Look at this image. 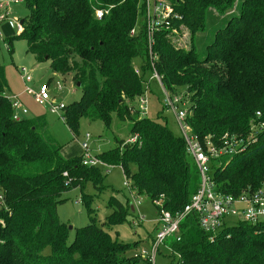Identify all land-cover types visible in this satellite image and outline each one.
<instances>
[{
  "label": "trees",
  "instance_id": "trees-1",
  "mask_svg": "<svg viewBox=\"0 0 264 264\" xmlns=\"http://www.w3.org/2000/svg\"><path fill=\"white\" fill-rule=\"evenodd\" d=\"M22 2L29 17L19 37L28 53L39 63L50 61L57 75H71L82 90L80 101L66 105L61 115L70 131L78 136L82 119L101 121L111 130L116 117L131 123L136 140L121 148L115 138L114 148L98 155V166H85L83 158L64 160L61 147L41 132V118H12L0 61V264H145L133 254L140 244L114 242L104 229L127 221L135 212L131 201L110 198L112 213L105 224L91 219L72 242L56 210L66 202L64 193L79 189L91 216L92 197L84 188L91 183L102 192L101 168L114 165L121 167L133 199L148 197L156 210L160 202L173 215L190 203L200 177L183 137L169 129L161 113L158 120L143 119L135 106L155 81L154 70L170 93L186 89L187 122L201 143L218 144L225 136L243 140L241 154L212 162L216 191L239 197L264 187V0H242L237 16L212 26L203 52L194 43L189 51L175 48L169 39L172 28L156 33L154 62L142 23L137 28L139 0ZM167 2L180 16L173 19V29L188 26L194 41L206 33L208 10L221 16L232 11L236 0ZM97 10L107 14L99 20ZM134 28L136 36L130 34ZM12 45L7 43L10 53ZM179 225L180 242L169 243L172 262L264 264V221L227 223L213 238L201 229L196 214ZM47 248L50 253L44 254Z\"/></svg>",
  "mask_w": 264,
  "mask_h": 264
},
{
  "label": "rangeland",
  "instance_id": "rangeland-1",
  "mask_svg": "<svg viewBox=\"0 0 264 264\" xmlns=\"http://www.w3.org/2000/svg\"><path fill=\"white\" fill-rule=\"evenodd\" d=\"M3 0H0V3ZM242 0H236L232 11L223 15H219L215 10L210 9L206 14V33L197 35L192 41L191 29L186 25H179L174 28L173 35L169 38L177 49L189 51L191 45H194L200 51L203 50V45L210 35L213 25L221 24L226 18H231L232 15L239 14V5ZM3 3V2H2ZM29 17V10L23 2L14 3L11 5V14L7 20L0 24V61L4 67L6 74L7 94H9L12 102H19L25 109L28 110V115L22 116L23 119L41 118L43 123L40 125L41 132L49 140L54 141L61 147V156L64 160L82 159L85 150L83 144H87L90 149V154L98 162V155L108 152L116 145L115 138L118 140L119 147L122 148L124 143H130L133 138L130 129V122H120L114 117L111 130H107L101 121L89 122L87 119H82L78 136L70 131L67 124L63 121L59 113H51L50 105L41 106L34 102L33 98L26 92V86L22 79L20 69L25 68L28 72H32L33 81L30 85L34 90L42 85H50V99L56 104L69 105L74 102H79L82 96V90L72 83V76L57 75L51 69L50 61L39 63L33 54L27 51V42L20 38V30L15 20L25 21ZM12 42V52L10 53L7 43ZM140 59L134 60L136 66L139 65ZM56 74V75H55ZM151 75V74H149ZM151 77L148 76V80ZM151 86L146 90L144 98H146V114L151 120H158L159 114H162L161 119L167 121L169 129L177 136L180 135L175 121L174 113L163 106V92L159 82L151 81ZM186 89H178L176 94L183 95L189 100L185 94ZM187 96V97H186ZM140 100L135 104L139 108ZM186 107V106H185ZM259 115V113H257ZM124 142V143H123ZM192 162V161H190ZM101 174L103 179L104 189L102 192H97L91 183H88L84 188V193L92 197L90 208L93 211L90 216L87 212L84 203L82 202V193L79 189H71L64 193L63 199L66 202L57 207V215L59 220L70 230L69 242H72L76 230L83 228L90 223L92 219L97 225L105 224L107 218L112 211L108 206L110 198L117 196L122 201H131L134 205L135 212L128 216L127 221L123 224L113 227L104 226V229L110 234L112 241L120 242L127 245L140 244L146 246L152 236L156 235L155 221L158 219V210H156L152 201L147 197L133 199L130 194L126 179L120 166L114 165L111 167H102ZM139 216L144 217L143 221H139ZM139 221V223L137 222ZM236 220L231 223L235 224ZM139 249H135L133 254H136ZM50 249L47 248L44 254H49ZM171 253L164 246L160 250L158 258L159 264H170Z\"/></svg>",
  "mask_w": 264,
  "mask_h": 264
},
{
  "label": "built area",
  "instance_id": "built-area-1",
  "mask_svg": "<svg viewBox=\"0 0 264 264\" xmlns=\"http://www.w3.org/2000/svg\"><path fill=\"white\" fill-rule=\"evenodd\" d=\"M3 2V3H2ZM0 3V24L7 20L11 14V5L20 3L22 0H3ZM140 16L137 28L140 23L145 29L147 35V44L151 61L154 62L155 56L152 48L156 43V33L160 31H168L172 28L173 19H180V16L175 12L174 7L167 0H139ZM106 11L97 10L95 16L97 19H102ZM20 32L23 31V25L18 20H15ZM142 28V27H141ZM137 29L131 30L130 34L136 36ZM26 92L31 96L37 104L41 106L50 105L51 113L63 112L65 104H56L50 99V85H42L34 90L31 86L33 75L25 68L20 69ZM139 74V70L136 71ZM152 79L159 82L163 92V105L165 108L174 113L175 121L180 135L183 137L186 145L187 155L194 163L200 177L199 187L182 211L176 215L171 214L168 210L162 208V205L157 203L159 207L158 219L155 221L156 235L150 238L146 246L139 247V251L135 254L145 264H159L158 258L162 247H166L172 254L174 253L170 242L172 240L180 242V222L183 218L189 215H197L198 224L201 229L209 234L212 238L215 237L224 227L225 224L233 225V220L245 221L256 225L264 221V187L258 189V192H244L241 196L224 195L215 189V182L210 175L211 164L214 161L222 160L234 155L241 154L246 150V146L242 139H237L235 136H225L218 144L212 141L201 143L198 136L193 133V130L188 124V101L183 95L170 93L162 82V77L154 70ZM139 108L141 118L147 117L146 114V98L141 97ZM12 102V99L10 98ZM14 121L22 120V116L28 115V110L25 109L19 102H12ZM186 106V107H185ZM63 119V117H62ZM133 138L131 142H135ZM82 148L85 154L82 164L85 166H98L99 162L91 156L90 149L87 144H83ZM221 165V164H220ZM219 165V166H220ZM127 185V184H126ZM134 208V205H133ZM144 217L139 216V221H143ZM139 221H137L139 223ZM177 257V256H176ZM170 259V264H178L176 258Z\"/></svg>",
  "mask_w": 264,
  "mask_h": 264
},
{
  "label": "water",
  "instance_id": "water-1",
  "mask_svg": "<svg viewBox=\"0 0 264 264\" xmlns=\"http://www.w3.org/2000/svg\"><path fill=\"white\" fill-rule=\"evenodd\" d=\"M21 22V24L23 25L24 24V22L23 21H20ZM130 208H131V210H133V204L131 203V205H130ZM134 211V210H133Z\"/></svg>",
  "mask_w": 264,
  "mask_h": 264
},
{
  "label": "crops",
  "instance_id": "crops-1",
  "mask_svg": "<svg viewBox=\"0 0 264 264\" xmlns=\"http://www.w3.org/2000/svg\"><path fill=\"white\" fill-rule=\"evenodd\" d=\"M33 79H34V78H33ZM32 81H33V80H32ZM31 84H32V83H31ZM31 84H30V85H31ZM30 85H29V86H30ZM8 96H9V94H8ZM9 97H10V96H9ZM65 106H66V105H65Z\"/></svg>",
  "mask_w": 264,
  "mask_h": 264
},
{
  "label": "bare ground",
  "instance_id": "bare-ground-1",
  "mask_svg": "<svg viewBox=\"0 0 264 264\" xmlns=\"http://www.w3.org/2000/svg\"><path fill=\"white\" fill-rule=\"evenodd\" d=\"M132 203V202H131ZM227 229V228H226Z\"/></svg>",
  "mask_w": 264,
  "mask_h": 264
}]
</instances>
